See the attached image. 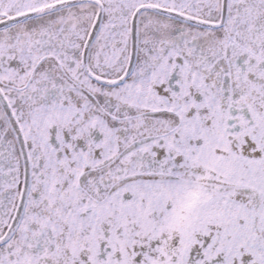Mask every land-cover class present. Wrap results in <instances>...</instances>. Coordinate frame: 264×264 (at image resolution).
I'll use <instances>...</instances> for the list:
<instances>
[{"label": "snow or ice", "instance_id": "6c2138e0", "mask_svg": "<svg viewBox=\"0 0 264 264\" xmlns=\"http://www.w3.org/2000/svg\"><path fill=\"white\" fill-rule=\"evenodd\" d=\"M0 264H264V0H0Z\"/></svg>", "mask_w": 264, "mask_h": 264}]
</instances>
